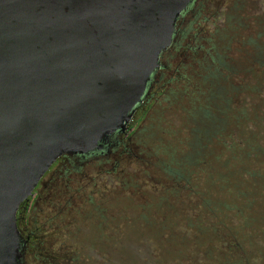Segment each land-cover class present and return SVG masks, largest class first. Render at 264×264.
<instances>
[{"label": "rangeland", "instance_id": "obj_1", "mask_svg": "<svg viewBox=\"0 0 264 264\" xmlns=\"http://www.w3.org/2000/svg\"><path fill=\"white\" fill-rule=\"evenodd\" d=\"M200 1L129 140L69 167L52 184L55 212H33L61 227L62 264H264V77L218 73L244 65L234 40L243 30L235 0ZM255 1L252 15L264 11ZM214 71L219 84L206 79Z\"/></svg>", "mask_w": 264, "mask_h": 264}, {"label": "water", "instance_id": "obj_2", "mask_svg": "<svg viewBox=\"0 0 264 264\" xmlns=\"http://www.w3.org/2000/svg\"><path fill=\"white\" fill-rule=\"evenodd\" d=\"M190 0H0V264L58 156L124 129Z\"/></svg>", "mask_w": 264, "mask_h": 264}, {"label": "flooded vegetation", "instance_id": "obj_3", "mask_svg": "<svg viewBox=\"0 0 264 264\" xmlns=\"http://www.w3.org/2000/svg\"><path fill=\"white\" fill-rule=\"evenodd\" d=\"M223 1L224 0H217V3L223 4ZM244 1L247 2L248 8H246ZM200 3V0H190L187 6L177 16L172 34V40L169 46L161 51L158 59V67H156L150 74L144 93L142 94L140 100L133 106L131 117L125 124L124 129H115L107 136L105 141L102 142L101 148L94 149L86 153H63L58 156L46 170V172L41 176L40 180L32 190V193L20 204L16 212V225L21 240L17 264H23L24 257L26 255H32L43 264H62V259L67 257L66 254L62 253V246L54 244L57 236L60 235L61 227L58 225L52 226L51 215L49 214V212H55L56 209V206H54L55 201L52 200V184L56 178L61 177L62 173L65 172V170H67L69 167L78 170L80 169L78 166L82 165L83 161L99 154H108L117 145L125 140H129V135L138 125L136 118L137 112L143 110L144 104L150 100L152 94L150 93V90L155 85L154 83L158 82V78L155 77L159 74L158 77L161 78L160 70L166 67L165 63L161 61V58L164 54L167 56L170 50H174L177 47V39H179L182 35V26L186 20L185 15L190 13L192 20L188 22L189 24L190 22H193L196 15L198 14V6ZM233 4L238 11L236 16V24L238 23V26L243 30L239 34H236V38L234 40L238 44V47L235 48L237 49L239 58L243 59L244 65H242L240 62L237 66L235 64L232 66H226L224 68L226 71H219L218 73H221V75L259 73L262 75V77H264V11L258 15H252L253 11L260 9L258 3L255 0H235ZM243 10L248 12L246 16L242 15ZM177 22L181 23V27L177 28ZM193 38L200 40V36L198 34H194ZM219 47L220 44H216V46L211 47V50L215 51L214 53H220L218 56L222 55L221 58H216L222 59L219 68L223 70L222 66L228 64V56L225 55V51L221 50L223 45H221L220 48ZM196 48H199V46L194 45L189 49H192V52H195ZM168 56L170 57V54ZM218 73L217 71H214L205 74L206 79L212 80V84L215 81H217L219 84V81L217 80L218 78L214 77L217 76ZM239 88V86H236V89ZM219 92H221L220 85L213 90V96L216 97L214 93L217 94ZM260 92H264V84L261 81H257L255 93ZM207 112L208 111L206 110L204 113L206 114ZM128 154H130V152ZM84 177L86 178L87 175ZM48 206L51 207V210L44 214L43 219H37L36 214L33 216V212L35 210L42 211L44 207L47 208ZM58 210L59 207H57V211ZM51 226L55 228L52 231V236H50L51 233L49 232Z\"/></svg>", "mask_w": 264, "mask_h": 264}]
</instances>
